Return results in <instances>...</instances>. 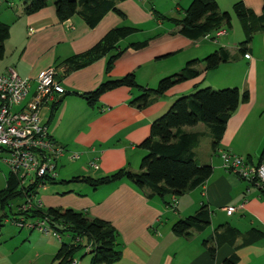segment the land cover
Returning <instances> with one entry per match:
<instances>
[{"label": "crops", "instance_id": "crops-1", "mask_svg": "<svg viewBox=\"0 0 264 264\" xmlns=\"http://www.w3.org/2000/svg\"><path fill=\"white\" fill-rule=\"evenodd\" d=\"M192 1H119L115 7L123 16L110 11L92 28L78 15L59 21L55 0H49L45 8L32 15H23L21 9L12 23L0 19L9 27L19 25L14 30L9 28V37L2 45L0 75L13 69L20 78L27 79L28 99L39 73L47 68L55 70L64 94L59 96V107L51 119L50 105L42 109L40 116L52 139L81 154L77 161L84 162L79 167L81 174L76 177L97 179L123 168L138 172L146 154L139 145L149 136L152 122L178 97L199 88L209 73L217 87H234L249 94L248 101L241 103L228 119L216 151L204 125L185 129L204 134L194 153L197 164L210 165L212 173L204 185L176 199L175 206L160 198L146 197L124 180L95 190L83 183L48 185L39 190L37 198L43 209H71L110 224L118 234L121 254L114 264H222L232 255L237 256V264H264V240L242 248L222 245L214 256L202 245L222 225H229L241 234L254 228L264 232V195L248 181L227 173L220 153L248 158L251 165L264 159V33L254 35L248 45L249 58H245L237 54L244 33L238 20L241 32L236 30L234 16L230 32L226 30L219 41L204 38L194 41L180 35L174 23L156 19L152 11L165 18L180 19ZM215 1L221 12H231L233 5L240 2L257 16L262 15V0ZM122 26L136 28L138 32L118 42L117 47L125 51L108 73L106 64L110 54L66 73L64 62L68 58L85 53L108 31ZM144 41L147 44L140 49L129 47ZM219 48L226 49L232 60L208 72L200 63L197 69L201 73L197 78L172 87L145 109L129 105L140 95L138 89L120 87L106 92L93 107L80 97L108 79H120L130 73L135 75L139 86L155 88L162 78ZM171 59L174 61L170 62ZM92 160L96 161L97 169L89 167ZM4 174L7 173L0 175V191L5 188ZM165 201L171 203L172 198ZM203 205L211 212L210 226L188 239L175 237L172 225L193 215ZM228 207L235 208L231 216L225 212ZM5 224L0 228V264H56L53 258L61 243L67 241L63 238L58 241L51 234L18 229L10 223V227H4ZM74 260L76 264H90L91 255L80 251Z\"/></svg>", "mask_w": 264, "mask_h": 264}, {"label": "trees", "instance_id": "trees-1", "mask_svg": "<svg viewBox=\"0 0 264 264\" xmlns=\"http://www.w3.org/2000/svg\"><path fill=\"white\" fill-rule=\"evenodd\" d=\"M125 0H55V14L59 21H65L74 15L80 16L86 25L94 27L100 19L112 11L121 17L116 3ZM262 15L257 16L242 3H236L231 12H221L215 0H193L184 11L180 19L165 18L153 11L156 19L166 20L179 27L178 33L190 40H199L207 34L220 29H230L234 16L244 33V40L239 44L238 56L245 57L248 45L254 35L264 33V0ZM49 0H23L22 14L32 15L48 5ZM9 26L0 21V55L2 45L9 37ZM138 30L129 26L111 29L90 50L85 53L68 58L64 64L66 73L88 66L94 61L110 54L106 72L112 68L113 62L119 58L125 49L117 47L119 41L136 34ZM147 42L130 44L133 49L146 46ZM232 60L229 52L219 48L207 55L202 60L188 62L179 72L162 78L155 88H144L137 84L134 74H127L116 80H106L93 91L82 94L88 106L93 107L99 98L106 92L125 87L138 89L140 95L133 98L129 105L141 110L147 108L153 101L162 97L172 87L200 75L197 66L204 65L205 72L217 69L221 64ZM249 94L238 88L214 90L210 87L196 88L192 93L178 97L168 110L155 119L150 126L149 136L139 145L145 151L138 172L120 169L108 176L101 178L74 177L65 183H83L95 190L99 187L113 183L127 181L148 198H160L167 205H173L179 197L187 192L201 187L206 183L212 173L210 165H198L194 153L204 134L188 132L185 129L202 124L207 128V135L211 140V147L216 151L226 129L228 119L238 110L241 103L247 102ZM59 99L50 104V118L59 107ZM246 161L249 163L248 158ZM40 181L26 190L19 186L17 176L7 172L5 188L0 191V228L7 220H16L19 217L26 219H46L48 228L60 236H68L69 241L62 242L53 258L56 264H70L77 253L84 251L88 246L91 255L90 264H114L120 260L118 234L107 222L90 219L83 213L71 209H43L33 206L26 212L13 211L19 207L26 198L39 193ZM56 180L49 181L46 185H56ZM254 185V184H252ZM255 186V185H254ZM259 190V189H258ZM264 195L262 190H259ZM172 198L171 203L165 201ZM17 202H20L18 204ZM12 216V217H10ZM211 223V212L207 206H201L193 215L176 221L171 232L178 238H191L194 233L205 231ZM264 240V232L251 229L241 234L229 225L219 226L212 236L202 241L204 248L211 256L222 245L242 248L254 245ZM239 241L238 245L236 243ZM238 258L232 255L222 264H237Z\"/></svg>", "mask_w": 264, "mask_h": 264}, {"label": "built area", "instance_id": "built-area-1", "mask_svg": "<svg viewBox=\"0 0 264 264\" xmlns=\"http://www.w3.org/2000/svg\"><path fill=\"white\" fill-rule=\"evenodd\" d=\"M226 30L220 29L205 35V40H216L224 35ZM245 58H249L247 54ZM27 79H22L13 69H8L0 75V163L9 172L17 176L19 186L27 189L40 181L43 188L49 181L57 179L58 166L63 162H74L80 158V153L69 151L59 145L49 134L48 126L41 119L44 107L56 102L64 90L55 78L54 68L41 71L37 77L32 95ZM223 169L235 175L239 180L248 181L264 192V159L259 164L251 165L243 157L220 152ZM89 167L97 169L95 160L89 162ZM36 196L28 197L16 207V211L26 212L33 206L42 208ZM175 201L173 200V205ZM227 216L235 212L234 207L225 209ZM18 229L51 234L58 241L62 236L48 228L46 219L29 220L19 217L7 220ZM68 239L69 237L66 236ZM85 253L90 247L85 248ZM70 264H76L73 260Z\"/></svg>", "mask_w": 264, "mask_h": 264}, {"label": "rangeland", "instance_id": "rangeland-1", "mask_svg": "<svg viewBox=\"0 0 264 264\" xmlns=\"http://www.w3.org/2000/svg\"><path fill=\"white\" fill-rule=\"evenodd\" d=\"M22 3L23 0H0V19L9 23H12L14 20V16L19 13V11L22 9ZM237 19H234V22H236ZM236 30L240 31V27L238 25V23L236 22ZM10 27H12V29L14 30L15 28H18L19 25H10ZM230 32V29H227ZM220 39H216L215 41H219ZM206 42V41H204ZM208 43H213L214 41H207ZM216 43V42H215ZM209 55V54H208ZM206 57V56H205ZM174 61V59H171L170 62ZM176 73V72H174ZM172 72V74H174ZM171 74V75H172ZM211 75H209V77L204 81V83H202L199 87V89H203V88H208L211 87L210 85H212V89L214 90H218V89H226L228 87L225 88H219L217 87L216 84L213 83L212 79L210 76H212V73H209ZM157 86V85H156ZM234 88V87H231ZM43 113H45V111H43ZM64 162V163H63ZM57 169V184L59 185H63V184H67L65 182H69L72 178L76 177L77 175H80L81 172L79 170V167L81 166V164H83L84 160H79V161H74V162H67V161H63ZM8 169L2 164L0 163V175H2V173H7ZM4 176H6L4 174ZM5 181V180H4ZM55 186V185H53ZM18 204H20V202H17ZM16 205H14V207L12 208L13 211L16 210ZM7 212V214L9 215V211L6 209L5 211H0V216L4 213ZM12 217V216H10ZM11 225L9 223H6L4 227H10ZM64 241H68V238L66 236L63 237Z\"/></svg>", "mask_w": 264, "mask_h": 264}, {"label": "water", "instance_id": "water-1", "mask_svg": "<svg viewBox=\"0 0 264 264\" xmlns=\"http://www.w3.org/2000/svg\"><path fill=\"white\" fill-rule=\"evenodd\" d=\"M59 100H61V97H59Z\"/></svg>", "mask_w": 264, "mask_h": 264}]
</instances>
